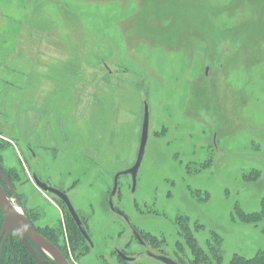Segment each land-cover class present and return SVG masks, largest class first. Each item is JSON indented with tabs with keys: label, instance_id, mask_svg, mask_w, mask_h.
Masks as SVG:
<instances>
[{
	"label": "rangeland",
	"instance_id": "obj_1",
	"mask_svg": "<svg viewBox=\"0 0 264 264\" xmlns=\"http://www.w3.org/2000/svg\"><path fill=\"white\" fill-rule=\"evenodd\" d=\"M145 103L137 185L122 174L115 206L184 264L188 233L203 249L219 234L223 264L264 251V220L236 211L264 205V0H0L6 192L42 226L72 219L33 174L66 192L96 243L87 264L127 242L110 195Z\"/></svg>",
	"mask_w": 264,
	"mask_h": 264
},
{
	"label": "flooded vegetation",
	"instance_id": "obj_2",
	"mask_svg": "<svg viewBox=\"0 0 264 264\" xmlns=\"http://www.w3.org/2000/svg\"><path fill=\"white\" fill-rule=\"evenodd\" d=\"M53 195L61 200V202L67 208L72 220H70L69 217L64 218V216H60V219L54 225L46 224L42 226L38 225L34 220H32L33 225L39 233L45 236L59 249V251L68 260L70 264H87L85 262V258L91 254L94 255L95 253L96 243L92 236L93 234L89 232L90 228L85 225L92 242H94L91 243L89 240H87V238H85V236L79 229L65 202L59 196L55 194ZM121 216L128 224L127 228L130 231L127 242L122 247H115L114 249L103 250V252L99 253L98 257H100V259L98 258V261L101 264H168L163 260V257H167L179 264H184L182 263V259L176 254L174 255V253L166 251L165 246L162 242L154 241L157 240L158 237L153 236L152 233H150L148 230L136 227L135 224L132 223L131 219H129L130 221H128L124 215ZM73 223L76 224L77 229L73 227ZM12 234L17 233L12 232L9 235L4 234L0 240H6L10 236H12ZM133 240L135 241V243H133ZM85 241L88 242L90 246L89 248L86 247L84 243ZM30 243L35 254L37 255V257H39V259H41L44 264H59L55 256L49 250L40 249L32 241H30ZM134 246L140 247V250H138L137 252H130L129 250H131ZM29 251L32 255L34 261L33 263L38 264L36 256L31 250Z\"/></svg>",
	"mask_w": 264,
	"mask_h": 264
},
{
	"label": "water",
	"instance_id": "obj_3",
	"mask_svg": "<svg viewBox=\"0 0 264 264\" xmlns=\"http://www.w3.org/2000/svg\"><path fill=\"white\" fill-rule=\"evenodd\" d=\"M149 131H150V109H149V104L145 103V113H144V120L142 126L141 141H140V147H139L136 163L131 168L116 175L114 187L110 195V205L112 210L120 215H124L128 221L130 220L125 215V213L115 206L113 202V198L118 192L119 178L122 174H130L133 179V189L136 188L138 171L145 156L146 146L149 139ZM0 178L3 179L6 183H9L6 175L4 174L1 168H0ZM33 179L36 185L42 191H44L45 193L55 194L65 202L72 217L74 218L76 224L78 225L79 229L81 230L85 238H87V240L93 243L86 229V226L82 221L81 217L79 216L78 212L76 211L69 195L64 191L42 181L36 173L33 174ZM0 207L4 214V225L0 234V239L4 234L9 235L12 232H16L19 235V237L22 239V241L25 243L26 247L29 250H31L33 254L36 256L38 264H44V263L35 254L30 241H32L37 247H39L42 250L44 249L49 250L55 256L59 264H70L68 260L59 251V249L52 242H50L45 236H43L41 233L37 231V229L31 222L25 211L22 208H20L22 211V212L20 211L21 213L18 211L17 207H15L11 198L7 194L5 188L3 187L1 180H0ZM163 260L168 264H179L167 257H163Z\"/></svg>",
	"mask_w": 264,
	"mask_h": 264
},
{
	"label": "trees",
	"instance_id": "obj_4",
	"mask_svg": "<svg viewBox=\"0 0 264 264\" xmlns=\"http://www.w3.org/2000/svg\"><path fill=\"white\" fill-rule=\"evenodd\" d=\"M0 168L6 175V177L11 180L12 172L4 169L0 165ZM3 187L6 191H9L7 183L1 179ZM12 181V180H11ZM237 217L240 220L259 224V222L264 220V205L260 211L256 212H246L241 209L239 206L236 207ZM27 215L31 222L33 223L32 214L27 212ZM181 226L183 225L184 220L181 219ZM4 225V214L0 207V233ZM73 227L77 229L76 224L73 223ZM183 229V228H182ZM187 230V228H184ZM187 243L191 247L193 254V260L187 261V264H198L199 261L206 262V264H223V256L220 253V248L222 246L223 239L222 237L214 233L213 239H209L207 242L206 249H203L199 246V243L194 235L191 233L186 234ZM33 258L30 251L27 249L23 241L19 238L17 234H12L6 240H0V264H34ZM230 264H264V251L258 252L254 257H246L240 254H235L232 258Z\"/></svg>",
	"mask_w": 264,
	"mask_h": 264
},
{
	"label": "bare ground",
	"instance_id": "obj_5",
	"mask_svg": "<svg viewBox=\"0 0 264 264\" xmlns=\"http://www.w3.org/2000/svg\"><path fill=\"white\" fill-rule=\"evenodd\" d=\"M15 207H16V206H15ZM17 209H18V211H19V212L21 211V209H20V208H18V207H17ZM21 212H22V211H21ZM21 212H20V213H21Z\"/></svg>",
	"mask_w": 264,
	"mask_h": 264
}]
</instances>
